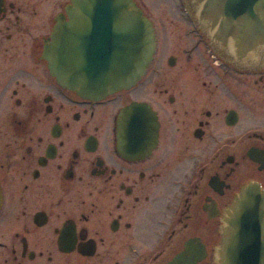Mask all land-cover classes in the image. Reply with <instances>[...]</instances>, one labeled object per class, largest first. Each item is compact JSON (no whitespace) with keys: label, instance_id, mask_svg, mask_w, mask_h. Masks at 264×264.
Here are the masks:
<instances>
[{"label":"flooded vegetation","instance_id":"obj_1","mask_svg":"<svg viewBox=\"0 0 264 264\" xmlns=\"http://www.w3.org/2000/svg\"><path fill=\"white\" fill-rule=\"evenodd\" d=\"M134 1L154 59L93 101L57 83L45 53L70 0H0V264H216L229 203L248 182L264 191V56L216 48L182 0L218 63L178 40L152 70L159 31ZM134 103L131 137L118 118Z\"/></svg>","mask_w":264,"mask_h":264},{"label":"water","instance_id":"obj_2","mask_svg":"<svg viewBox=\"0 0 264 264\" xmlns=\"http://www.w3.org/2000/svg\"><path fill=\"white\" fill-rule=\"evenodd\" d=\"M204 35L229 50L264 56V0H185ZM45 53L57 83L80 98L102 100L141 80L156 52L155 28L134 0H70ZM255 56V57H257ZM252 59V58H251ZM250 59V61H251ZM138 103L119 115L124 134L141 130ZM126 143L131 145V138ZM222 218L216 264H264V191L243 185Z\"/></svg>","mask_w":264,"mask_h":264},{"label":"rangeland","instance_id":"obj_3","mask_svg":"<svg viewBox=\"0 0 264 264\" xmlns=\"http://www.w3.org/2000/svg\"><path fill=\"white\" fill-rule=\"evenodd\" d=\"M145 8H147L148 15L153 18L154 23L159 31V48L160 51L158 55L156 56L155 62L152 64V70L153 68L157 67L158 62L160 61L162 55L164 57L168 56L171 52L170 51H163L161 55V50L164 49L165 46H169L171 42L175 43L178 40L183 41V46L187 47L189 51H191L196 58H202L201 53L205 52L207 55L210 56V53H208V47L203 43L201 38L197 36V34L194 32L193 27L191 24H186L184 26V20L187 18L184 7L182 4V0H142ZM187 20V19H186ZM179 23V27L183 26L185 27V32H191L190 35H185L182 33V31H175L171 34V31L175 30V27H173V24ZM187 30V31H186ZM195 42H198V47L196 49H193L196 45ZM211 61L217 62L216 58L212 57ZM178 69V68H177ZM166 71H173L175 69L165 68ZM213 77L210 78L208 76V81L212 80V82H221L220 78ZM228 81L236 82V78H229ZM199 83V82H198Z\"/></svg>","mask_w":264,"mask_h":264}]
</instances>
